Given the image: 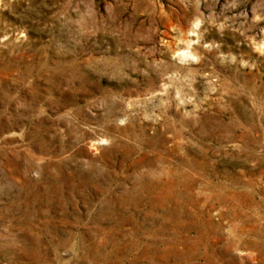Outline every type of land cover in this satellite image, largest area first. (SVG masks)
Listing matches in <instances>:
<instances>
[{"label": "rangeland", "instance_id": "1", "mask_svg": "<svg viewBox=\"0 0 264 264\" xmlns=\"http://www.w3.org/2000/svg\"><path fill=\"white\" fill-rule=\"evenodd\" d=\"M0 264H264V0H0Z\"/></svg>", "mask_w": 264, "mask_h": 264}, {"label": "bare ground", "instance_id": "2", "mask_svg": "<svg viewBox=\"0 0 264 264\" xmlns=\"http://www.w3.org/2000/svg\"><path fill=\"white\" fill-rule=\"evenodd\" d=\"M184 54H185V53H182V52H181V56H182V57H185V55H184ZM185 58H187V57H185Z\"/></svg>", "mask_w": 264, "mask_h": 264}]
</instances>
